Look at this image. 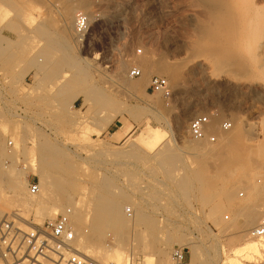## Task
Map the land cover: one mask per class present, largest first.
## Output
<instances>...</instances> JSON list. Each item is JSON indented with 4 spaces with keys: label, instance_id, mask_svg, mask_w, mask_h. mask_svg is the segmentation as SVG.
<instances>
[{
    "label": "rangeland",
    "instance_id": "1",
    "mask_svg": "<svg viewBox=\"0 0 264 264\" xmlns=\"http://www.w3.org/2000/svg\"><path fill=\"white\" fill-rule=\"evenodd\" d=\"M81 1L0 0V171L10 165L21 169L23 195L29 194L28 180L41 185L44 170L63 177L64 184L53 183L55 192L63 188V194L76 200L88 192L121 195L124 226L105 228L87 245L117 246L121 240L126 254L137 251L131 264H143L145 251L158 264L159 250L168 243L169 257L173 247H183L190 264H231V258L233 264H264V250L249 256L234 253L247 238L257 239L248 233L252 227L246 236L233 227V209L226 206L220 190L228 183L235 199L242 201L249 197L251 185L264 182V48L258 47L259 36H264V0H242L246 4L240 2L239 7L235 0L232 9L248 7L241 10L247 14L232 11L245 15H240L244 21L254 13L247 16L250 24L245 22L252 31L247 26V31H225L227 19L216 15L222 29L214 23L208 3L199 0H87L91 29L79 49L73 29ZM68 4L71 13L65 15ZM255 13L261 14L259 22ZM203 21L210 25L207 33L198 29ZM255 21L262 23L253 31ZM220 50H227L222 52L225 62ZM159 56L183 71L176 83L158 74L174 87L171 95L148 90L155 72L141 79L137 88L125 82L140 78L130 75L131 68L139 66L138 59ZM205 57L212 62L196 64ZM235 57L237 63L232 61ZM122 109H129L133 117ZM206 113L213 118L208 129L219 134L217 142H207L213 148L235 133L236 121L247 130L242 141L217 153L218 160L199 159L196 144L202 148L206 141L197 142L188 131L190 120ZM224 120L232 122L230 131H220ZM239 153L245 156L238 157ZM169 155L174 161L166 164ZM241 157L248 159L250 180L237 170ZM217 162L221 170L226 165L234 170L222 176ZM198 172L204 186L196 178ZM102 181L110 183L108 189ZM260 196L253 201L264 208ZM68 207L64 204L58 213ZM192 250L198 255L194 261ZM170 261L174 263L171 257Z\"/></svg>",
    "mask_w": 264,
    "mask_h": 264
},
{
    "label": "bare ground",
    "instance_id": "2",
    "mask_svg": "<svg viewBox=\"0 0 264 264\" xmlns=\"http://www.w3.org/2000/svg\"><path fill=\"white\" fill-rule=\"evenodd\" d=\"M74 1V0H73ZM190 1V0H189ZM195 1V0H194ZM199 1H203V2H206V3H208V5L210 6V8H211V10H209V12L211 11L213 14H212V18L213 17H215L216 18V15H221L220 16V18H222V16H223V18L222 19H227V22H223V24L224 23H228L227 25L229 26V27H227L226 25V27L224 26V28H226V30L225 31H245V29H246V27L245 26H247L248 27V25H247V23H249V22H251V21H249L248 22V20H250L251 18L250 17H247L248 15H250V13L248 14V15H246V17H245V19L247 20V23H245L246 22V20L244 21V19L242 18V17H244L245 15H238V13H240V11L241 10H243L242 8H244L245 10L248 8L247 6L249 5V3H248V5L246 6L247 8H245V7H243V6H240V7H242L239 11H236L237 9H232L233 8V6L234 7H239V5H237L238 3H240V2H242V0H238V2L237 3H235V0H199ZM243 1H245V0H243ZM247 1H250V0H247ZM252 1V0H251ZM250 1V2H251ZM37 2H38V0H37ZM78 2V1H77ZM195 2H197V1H195ZM203 2H201V3H203ZM246 2V1H245ZM245 2H242V3H240V5L241 4H244ZM81 3H82V5L81 6H79L78 4H77V6H79V9H77V10H86L85 12L89 15V17H90V20H91V16H92V13H91V9L89 8V2L87 1V0H82L81 1ZM198 3V2H197ZM234 3H235V5H234ZM247 3V2H246ZM245 3V4H246ZM253 3V2H252ZM251 3V4H252ZM72 4V3H71ZM195 4V3H194ZM205 3H203L202 5H204ZM193 5V4H192ZM197 5V4H196ZM74 6V5H73ZM250 6V5H249ZM252 6V5H251ZM71 7L72 6H70L69 4L66 6V8H65V15H69L70 13H71ZM206 7V6H205ZM257 7V6H256ZM201 8H203V7H201ZM210 8H208V9H210ZM251 8V7H250ZM253 8V7H252ZM77 10H75V11H77ZM233 10H235L234 12H238V13H234V12H232ZM248 10H250V9H248ZM256 10V9H255ZM258 10H259V8H258ZM258 10H256V11H258ZM251 11V10H250ZM260 11V10H259ZM211 12H210V14H211ZM242 12V11H241ZM243 12H245V11H243ZM242 12V13H243ZM249 12V11H248ZM252 12H253V9H252ZM207 13V12H206ZM246 14H247V12H245ZM244 13V14H245ZM259 13V12H258ZM258 13H257V15H256V13H255V15H256V17L258 16ZM264 12H262V14H263ZM215 14V16H213ZM251 14H254V13H251ZM63 15V14H62ZM261 15V14H260ZM259 15V16H260ZM252 16H254V15H251V17ZM258 16V17H259ZM190 17H192V15L190 16ZM210 17H211V15H210ZM257 17V18H258ZM262 17V16H261ZM263 17H264V15H263ZM263 17H262V20H263ZM71 18H72V16H71ZM215 18L214 19H212V20H215ZM220 18L218 19V16H217V18H216V20H217V23L216 22H214L216 25L218 24V22H219V24H218V26H220L221 25V21H220ZM248 18H250V19H248ZM191 19V18H190ZM205 19V18H204ZM206 19H207V17H206ZM221 19V20H222ZM254 19H255V17H254ZM65 20V19H64ZM200 20V19H199ZM228 20H230V21H228ZM50 21H52V20H50ZM205 21H210V19H207V20H205ZM205 21H203V23L202 24H200V26H198V29H199V31L200 32H202V31H206V33L208 32V30L210 31V25L207 23H204ZM222 21H225V20H222ZM260 20H259V18H258V22H259ZM40 22H41V20H40ZM43 22H44V20H43ZM70 22V21H69ZM199 22H201V21H199ZM256 23V21L253 23V26H251V28L252 29H254V26L256 25V24H258L259 25V27H260V24L262 23ZM210 23H211V21H210ZM213 23V22H212ZM211 23V24H212ZM213 23V24H214ZM40 24H42V23H40ZM69 24H71V23H69ZM212 24V25H213ZM246 24V25H245ZM250 24V23H249ZM65 25V24H64ZM193 25V24H192ZM211 25V26H212ZM216 25H214L215 27H217ZM222 27V29H223V25H221ZM65 27V26H64ZM245 27V28H244ZM257 26H255V28H256ZM62 28V27H61ZM67 28V27H66ZM194 28H196V26H194ZM214 28V27H213ZM220 28V29H221ZM249 29H250V26L248 27ZM261 28H263L264 29V26H261ZM197 28H196V30H198ZM217 29V28H216ZM221 29V30H222ZM213 29L211 28V31H212ZM218 30V29H217ZM220 30V31H221ZM251 30V29H250ZM250 30H248V31H250ZM256 29H254L253 31H255ZM257 30H259V31H262V29H257ZM213 31H215V30H213ZM219 31V30H218ZM224 31V30H223ZM246 31H247V29H246ZM252 31V30H251ZM264 31V30H263ZM205 33V32H204ZM256 33V32H255ZM257 34V33H256ZM259 35V34H258ZM250 37V36H249ZM264 37V36H263ZM263 37L262 36H259V44H258V42H257V44H258V47L260 46L261 48H264V40H263ZM255 38V37H254ZM257 38V37H256ZM262 38V39H261ZM256 40V39H255ZM220 45V44H219ZM218 46V45H217ZM207 47V46H206ZM219 47V46H218ZM223 47V46H222ZM228 47V46H227ZM210 48H213V47H209V49ZM216 48V47H215ZM260 48V49H261ZM225 49H227L226 48V46H225ZM224 48H223V50H225ZM210 50H213V52L214 53H216V52H218L216 49L214 50V49H210ZM219 50V49H218ZM222 50V49H221ZM220 50V51H221ZM228 50V49H227ZM226 50V51H227ZM216 51V52H215ZM219 51V52H220ZM226 51H221V54H222V52H223V54H224V52H226ZM222 54V55H223ZM226 54V53H225ZM217 55H219V54H217ZM227 55V54H226ZM229 55V54H228ZM231 55V54H230ZM229 55V56H230ZM236 54H234V56H235ZM219 56H221V55H219ZM232 57H233V55H231ZM230 56V57H231ZM162 58V56H159V58ZM157 59V60H152V59H148V58H143V59H138V60H141L140 61V63H138L139 64V68H140V70L142 71V74L139 76L140 78L139 79H137V81L136 82H130V81H128V80H125V82L129 85V86H131V87H133V88H137V87H139V82H140V80L141 79H147L146 77L150 74V73H152V72H155V73H157V75L158 74H164V75H166L167 76V78L170 80V82H173V83H176L177 81V79H180V74L181 73H183V71L182 72H180L179 71V69L180 68H178L177 66H180V65H172V64H168V60H167V58H166V60H167V62H166V60H165V58H164V60L163 59ZM221 58V57H220ZM219 58V59H220ZM222 58H223V62H225L224 61V55L222 56ZM234 58V57H233ZM243 58V57H242ZM241 58V59H242ZM254 58V57H253ZM155 59V58H154ZM202 59H204V60H202ZM212 59V58H211ZM252 59V58H251ZM123 60V59H122ZM138 60H137V62H138ZM225 60H226V58H225ZM227 60H229V59H227ZM232 60V59H231ZM231 60H229V61H231ZM239 60V59H238ZM254 60V61H253ZM252 61L255 63V61H257L256 60V58H254ZM127 61V60H126ZM196 61V64H201L202 62H206V63H208L209 61L210 62H212V60H210V57H209V59H208V57L206 58H201V59H199V60H195ZM215 61V60H214ZM213 61V62H214ZM221 61V62H222ZM233 61V63H237L238 61L236 60V57H235V60H232ZM231 61V62H232ZM235 61V62H234ZM173 62H175V61H173ZM173 62H170V63H173ZM177 62V61H176ZM219 62V61H218ZM222 62V63H223ZM250 62V61H249ZM253 62H251V63H253ZM193 63H194V61H193ZM229 63V62H228ZM257 63V62H256ZM137 64V63H136ZM174 64V63H173ZM176 64V63H175ZM230 64V63H229ZM195 65V64H194ZM214 65V64H213ZM256 66V64H253V66ZM249 66H250V64H249ZM44 67H46V66H44ZM79 67H81V66H79ZM120 68H122V64H120ZM83 68H81V70H82ZM117 69H119V67L117 68ZM121 71V70H120ZM215 71V70H214ZM82 72L84 73V71L82 70ZM119 73V72H118ZM122 73V72H121ZM120 73V74H121ZM215 73V72H214ZM217 73V72H216ZM119 74V75H120ZM123 74V73H122ZM121 74V75H122ZM219 74V73H218ZM120 75V76H121ZM211 75H212V73H211ZM85 76V75H84ZM120 76H118L119 78H121ZM81 77H83V76H81ZM179 77V78H178ZM118 78V79H119ZM166 78V79H167ZM167 79V80H168ZM141 82H143V81H141ZM172 86V85H171ZM170 86V87H171ZM173 87V86H172ZM171 87V88H172ZM132 88V89H133ZM174 88V87H173ZM135 90V89H134ZM143 90V89H142ZM136 92V91H135ZM145 93V92H144ZM175 93V92H174ZM136 95V94H135ZM156 95V94H155ZM158 95V94H157ZM160 99V98H159ZM156 100V99H155ZM160 101V103H162L161 102V100H158V102ZM152 103H157L156 101H152ZM157 104H159V103H157ZM160 105V104H159ZM196 105H198V104H196ZM195 106V105H194ZM161 107V106H160ZM193 109H194V107H193ZM193 109H191V110H193ZM123 111H125V112H128L132 117H133V113L129 110V109H122ZM191 112V111H190ZM194 112V111H193ZM193 112H191V113H193ZM190 113V114H191ZM189 114V115H190ZM188 115V114H187ZM185 117H187V116H185ZM232 118H234V117H232ZM182 119H184V118H182ZM215 123V122H214ZM178 124V123H177ZM182 124V123H181ZM180 124V125H181ZM212 124H213V118L212 119H210V122H209V125H208V128H209V126H212ZM248 125H246V126H249L250 124L249 123H247ZM184 126V125H183ZM251 126V128H253V125L251 124L250 125ZM233 128V127H232ZM236 130H235V133H233V134H229V135H226V138L224 139V143H222V144H220V146H216L215 148H213V147H211V146H209L210 144H208V143H211V142H209V141H207V140H197V139H194V140H196L197 142L199 141V142H205L206 144H204V145H206V146H202V148H200V144H196V145H198L199 147H198V158L199 159H201L202 161H206V160H208L209 158H212V160H218V154H219V151L220 150H222L224 147H230V145L232 146V144H233V146H234V144L236 145L237 143H239L240 141H242V139L245 137V130L246 129H244L243 128V126L242 125H240V123L239 122H235V127H234ZM250 128V127H249ZM248 127H247V129H249ZM212 129H214V128H212ZM209 130V129H208ZM210 130H211V128H210ZM209 130V131H210ZM244 130V131H243ZM251 130V129H250ZM253 130V129H252ZM217 131V130H216ZM230 131V130H229ZM247 131V130H246ZM218 132V131H217ZM225 132V131H224ZM249 132V131H248ZM252 132V131H251ZM251 132H249V133H251ZM208 142V143H207ZM9 143V142H8ZM213 144V143H212ZM2 146V145H1ZM0 146V147H1ZM200 148V149H199ZM226 148H224V149H226ZM194 149V148H193ZM228 150H230V149H228ZM196 152H197V150H196ZM218 153V154H217ZM221 153H222V151H221ZM237 153V152H236ZM196 154V153H195ZM244 154V153H243ZM221 155V154H220ZM222 155H225V154H222ZM232 155H234V156H236L235 155V153H233ZM238 155V154H237ZM170 156L171 155H169V158L167 157V159L166 160H164V162L166 163V164H170V163H172V161H174V160H169L170 159ZM226 156V155H225ZM224 156V157H225ZM239 156H243L241 153H239V155H238V157ZM244 156H245V154H244ZM243 156V157H244ZM227 158V157H226ZM171 159H173V156L171 157ZM228 159V158H227ZM249 159H251V158H249ZM222 160V159H221ZM229 160H231V159H229ZM238 160V159H237ZM262 160H264V159H262ZM250 161V160H249ZM200 162V161H199ZM210 162V161H209ZM215 162V161H214ZM213 162V163H214ZM222 162V161H221ZM233 162V161H232ZM239 166H238V168H237V170H239V172H240V174H241V176H243V177H241V178H245L246 179V176L248 177L250 174V176H252V173L250 172L251 170H250V167H249V165H248V159L247 158H239ZM261 162V161H260ZM264 162V161H263ZM218 163V162H217ZM259 163V162H258ZM262 163V162H261ZM260 163V164H261ZM209 164V163H208ZM212 164V163H211ZM219 164H221L220 162L218 163V166H220ZM264 164V163H263ZM202 166V165H201ZM200 166V167H201ZM204 166L206 167V165L204 164ZM203 166V167H204ZM215 166H216V164H215ZM218 166H217V168H218ZM225 166V165H224ZM231 166H233V165H231ZM259 167H260V165H258ZM236 167V166H235ZM257 166H255L254 168H256ZM264 167V166H263ZM3 168V167H2ZM221 166H220V170H221ZM5 169V170H4ZM4 169H2L1 171H0V219L1 218H3V217H5L6 215H9V214H12V213H17L18 215H20L22 218H24V219H33L34 221H36V222H38V223H42V222H44L46 219H49V218H54L57 214H58V212L60 211V209L61 208H63L64 207V204H69V206L70 207H68V208H70V210H71V214H70V219H71V224H72V227L74 228V230H75V232H76V235H77V245H78V247L81 249V250H84L86 253H88V254H90L91 256H94V257H96L95 259L98 261V264H131L132 263V261H133V259L135 258V254H136V252L137 251H132L131 252V254H126V251H125V249H124V247H123V241H121V240H117V246H110V245H105V244H99V246H88L87 245V243L88 242H90V239H96V237L98 238V237H101V235L103 234V232L106 230L105 228H111L112 229V227H117L118 229L119 228H122L123 226H124V224H125V217L123 216V212H122V201L119 199V196H121V195H118V194H116V193H114V192H112V193H110L109 195L108 194H106V193H104V191H98V192H88L87 193V195H86V197H79L80 199H78V200H76V199H74V198H72V197H70V195H68L69 193L68 192H66V193H68V194H63V192H64V190H63V188H62V190H61V188H60V186H59V188H60V190H61V193L60 192H58L59 193V195H58V193L57 192H55V190L53 189L54 188V184H61V183H63L64 184V182H63V177L62 176H59V174H58V176L57 175H55V174H57V173H53L55 176L53 177L52 176V174H51V171H41V190L39 191V193L38 194H36V195H29V194H26V195H23L22 194V192H23V190H24V186L26 185V182H25V180H23L22 179V177H23V172L21 171V169L19 168H17L16 166H5L4 167ZM203 169H205V168H202V170ZM229 166L227 167V165H226V167H223V170H221L222 172H220L219 174L220 175H225L226 174V172L227 171H229ZM232 170H234L233 168H231ZM230 169V170H231ZM64 170V169H63ZM200 170V169H199ZM219 170V171H220ZM231 170V171H232ZM204 171V170H203ZM230 171V172H231ZM202 172V171H201ZM255 172V171H254ZM257 172H259V171H257ZM219 175V176H220ZM57 176V177H56ZM196 176V175H195ZM198 176V177H197ZM197 176H196V178H199V179H201V177H202V175L201 174H199V172L197 173ZM204 177V176H203ZM193 178H195V177H193ZM222 178V177H221ZM240 178V177H239ZM249 178V177H248ZM213 180V179H212ZM215 180H217V179H215ZM240 180V179H239ZM243 180V179H242ZM249 180H250V178H249ZM203 181V185L202 186H204V182H205V179L203 180V179H201V181L200 182H202ZM209 181V180H208ZM226 181V180H225ZM237 181V180H236ZM245 181V180H244ZM248 181V180H247ZM251 181H252V179H251ZM56 182V183H55ZM59 182V183H58ZM197 182V181H196ZM199 182V183H200ZM223 182V181H222ZM238 182V181H237ZM54 183V184H53ZM210 183V182H209ZM212 183V182H211ZM210 183V184H211ZM226 183V182H225ZM224 183V184H225ZM206 184H207V182H206ZM228 184V183H227ZM227 184L226 185H223V187L220 189L221 190V194H222V196L224 197V199L226 200V202L227 203H225L226 204V206L227 205H229V207L230 208H232L233 209V211L232 212H234L233 214H234V219H235V221H234V223L238 220L239 221V225H237L238 224V222H237V224H232L233 225V227H234V225H235V227H236V230H238L240 233H241V236L242 235H247L246 234V231L247 230H249L251 227L253 228V225L257 222V220L259 219V218H261V216H264V208H263V205H262V208H261V204H258V206H256V203L253 201L254 199H256L257 198V196H258V198H259V196L260 195H262V197L264 198V182H263V184H261V185H259V186H256V185H251V187H250V189H249V197L246 199V200H242V201H240V200H236L235 199V196H234V192H233V190H231V188H229V187H227ZM243 184V183H242ZM198 185H200V184H198ZM232 185V184H231ZM62 186V185H61ZM101 186L104 188V189H108L109 188V186H110V183L108 182V181H102L101 182ZM51 187H53V188H51ZM63 187V186H62ZM199 187H201V186H199ZM248 188V187H247ZM51 189H53V191H51ZM63 191V192H62ZM68 191V190H67ZM53 192V193H52ZM54 193H57V194H54ZM63 194V195H62ZM86 194V193H85ZM256 197V198H255ZM261 197V196H260ZM260 199V198H259ZM254 202L253 204L251 203V202ZM225 204H223V207L225 206ZM255 205V206H254ZM254 206V207H253ZM228 207V206H227ZM256 207V208H255ZM258 207H260V208H258ZM68 208H66V209H64V210H67ZM226 208V207H225ZM228 209V208H227ZM264 218V217H263ZM233 219V220H234ZM88 221H89V223H88ZM259 222V221H258ZM83 223H84V226H83ZM229 227H231L230 228V230L231 229H233L232 228V226H230L229 225ZM228 227V228H229ZM87 228H89L90 229V231H89V229H87ZM227 228V229H228ZM105 229V230H104ZM225 229V228H224ZM235 229V228H234ZM121 230V229H120ZM250 230H252V229H250ZM249 230V231H250ZM89 231V232H88ZM238 232V233H239ZM249 233V235H251L250 234V232H248ZM151 234V233H150ZM156 234V233H155ZM149 236H151V235H148V237ZM244 236V237H245ZM252 236V235H251ZM142 236H139V238H141ZM155 236H153V238H154ZM253 237V236H252ZM151 238H152V236H151ZM156 238V237H155ZM255 239H257V240H254V239H251V238H247V240L245 241V243L244 244H241L240 246H238V247H235V249H234V253L235 254H240V255H247V256H249L250 254H252V253H255V252H260L261 250H264V237H258V238H256V237H254ZM92 239V240H93ZM146 239V238H145ZM147 239H149L150 240V243L149 244H151L152 243V241H151V239H150V237L149 238H147ZM146 239V240H147ZM176 239V238H175ZM99 240H100V238H99ZM139 240V239H138ZM140 240H142V239H140ZM156 241V240H155ZM163 241V240H162ZM165 241V240H164ZM167 241H168V239H167ZM85 242H86V245H84L85 244ZM146 242H148V240L146 241ZM146 242H145V245H146ZM159 242V241H158ZM166 242V241H165ZM177 242V241H176ZM97 243V242H96ZM142 243H143V241H142ZM168 243V242H167ZM88 244H90V243H88ZM94 244V243H93ZM92 244V245H93ZM170 243H168V245H169ZM147 245H148V243H147ZM146 245V246H147ZM154 245H155V243H154ZM168 245H166V247L168 246ZM148 247H151L150 245L148 246ZM153 247V246H152ZM166 247H164L163 248V246H162V249H160L159 251H160V254H161V259L159 260L158 259V261L157 262H159L158 264H172V262L170 261V257H169V253H168V250H166L165 248ZM160 248V247H159ZM146 249H147V247H146ZM192 259H193V261H194V259H196V257H198V255H197V252H196V250H192ZM143 259V264H156V263H154L155 261H154V256L152 255V254H150V253H147L146 251L144 252V254H143V257H142ZM260 261V260H259ZM229 263H231V264H233V263H235V259H233V258H231L230 260H229ZM174 264V263H173ZM196 264V263H195ZM198 264V263H197ZM225 264V263H224Z\"/></svg>",
    "mask_w": 264,
    "mask_h": 264
},
{
    "label": "built area",
    "instance_id": "3",
    "mask_svg": "<svg viewBox=\"0 0 264 264\" xmlns=\"http://www.w3.org/2000/svg\"><path fill=\"white\" fill-rule=\"evenodd\" d=\"M91 29L89 15L82 10L76 11L74 19V39L78 48L84 47ZM142 71L138 66L130 70L132 77H139ZM148 90L163 95H171L168 80L160 75L151 78ZM211 119L209 113L195 115L189 122L188 131L192 138L217 142L219 134L209 131ZM232 128L230 120L220 124V131ZM12 142L9 141V145ZM40 191L37 181L28 180V192L36 195ZM130 211V209H128ZM71 210H63L54 218L38 223L33 219H24L17 213L0 219V264H98L90 254L77 245V235L70 219ZM253 237H264V218L252 228ZM174 264H190L183 247H173L170 251Z\"/></svg>",
    "mask_w": 264,
    "mask_h": 264
},
{
    "label": "crops",
    "instance_id": "4",
    "mask_svg": "<svg viewBox=\"0 0 264 264\" xmlns=\"http://www.w3.org/2000/svg\"><path fill=\"white\" fill-rule=\"evenodd\" d=\"M57 50H59V48Z\"/></svg>",
    "mask_w": 264,
    "mask_h": 264
}]
</instances>
